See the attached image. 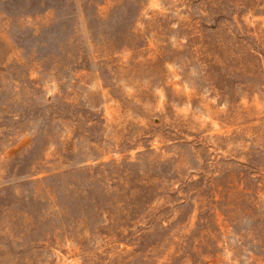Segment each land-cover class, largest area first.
<instances>
[{
    "label": "rangeland",
    "instance_id": "rangeland-1",
    "mask_svg": "<svg viewBox=\"0 0 264 264\" xmlns=\"http://www.w3.org/2000/svg\"><path fill=\"white\" fill-rule=\"evenodd\" d=\"M264 264V0H0V264Z\"/></svg>",
    "mask_w": 264,
    "mask_h": 264
},
{
    "label": "water",
    "instance_id": "water-1",
    "mask_svg": "<svg viewBox=\"0 0 264 264\" xmlns=\"http://www.w3.org/2000/svg\"><path fill=\"white\" fill-rule=\"evenodd\" d=\"M60 264H66V263H60Z\"/></svg>",
    "mask_w": 264,
    "mask_h": 264
}]
</instances>
